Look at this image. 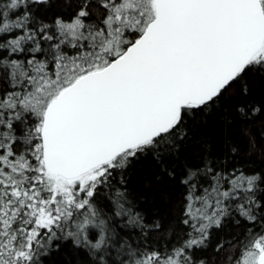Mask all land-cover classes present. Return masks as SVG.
I'll use <instances>...</instances> for the list:
<instances>
[{
	"label": "snow or ice",
	"instance_id": "1",
	"mask_svg": "<svg viewBox=\"0 0 264 264\" xmlns=\"http://www.w3.org/2000/svg\"><path fill=\"white\" fill-rule=\"evenodd\" d=\"M258 87L264 0H0V264H264Z\"/></svg>",
	"mask_w": 264,
	"mask_h": 264
},
{
	"label": "trees",
	"instance_id": "2",
	"mask_svg": "<svg viewBox=\"0 0 264 264\" xmlns=\"http://www.w3.org/2000/svg\"><path fill=\"white\" fill-rule=\"evenodd\" d=\"M258 94L264 93V89L258 87ZM253 135L256 138L257 146L260 149L257 151L251 159L253 160L254 166H259L264 163V157L261 156V152H264V139H261V132H264V124L257 123L252 126ZM237 143L240 145L242 151L247 152L248 149V141L246 137H242L239 134L238 129L232 133ZM150 169L147 165L139 168L137 170L136 175L133 177L134 186L143 191L146 188L145 181L150 177ZM151 192V203L149 204L150 209H156L160 213H162L166 218H171L172 214H174L175 209L172 206V199L176 197V193L173 192L169 185L160 184L154 185L149 188ZM68 259L66 254L60 255L59 257H55L54 260L64 261Z\"/></svg>",
	"mask_w": 264,
	"mask_h": 264
}]
</instances>
